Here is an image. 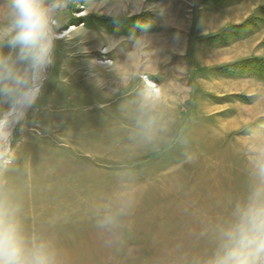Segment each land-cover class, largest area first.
<instances>
[{
  "label": "rangeland",
  "instance_id": "rangeland-1",
  "mask_svg": "<svg viewBox=\"0 0 264 264\" xmlns=\"http://www.w3.org/2000/svg\"><path fill=\"white\" fill-rule=\"evenodd\" d=\"M263 12L67 0L40 95L0 142V195L26 233L63 264H208L264 150ZM18 100L0 92V118Z\"/></svg>",
  "mask_w": 264,
  "mask_h": 264
},
{
  "label": "clouds",
  "instance_id": "clouds-1",
  "mask_svg": "<svg viewBox=\"0 0 264 264\" xmlns=\"http://www.w3.org/2000/svg\"><path fill=\"white\" fill-rule=\"evenodd\" d=\"M67 0H5L0 7V92L18 95L22 108L39 97L54 62L57 13ZM11 51L5 54L3 49ZM15 53V55H13ZM24 67L21 68L20 66ZM155 98L146 96V102ZM10 121L0 118V142ZM218 246L208 264H264V150L252 161L247 195L217 229ZM0 264H63L53 241L26 233L21 206L0 195Z\"/></svg>",
  "mask_w": 264,
  "mask_h": 264
},
{
  "label": "trees",
  "instance_id": "trees-1",
  "mask_svg": "<svg viewBox=\"0 0 264 264\" xmlns=\"http://www.w3.org/2000/svg\"><path fill=\"white\" fill-rule=\"evenodd\" d=\"M264 13V12H263ZM264 15V14H263ZM244 29H248V28H245L244 25H240V26H236L234 27V29H238V33L235 35L236 37H242L244 36V34L242 33H246V32H243V28ZM254 60V61H253ZM252 61V64H253V68L255 71H258L257 73H260L264 76V60L263 59H253Z\"/></svg>",
  "mask_w": 264,
  "mask_h": 264
},
{
  "label": "bare ground",
  "instance_id": "bare-ground-1",
  "mask_svg": "<svg viewBox=\"0 0 264 264\" xmlns=\"http://www.w3.org/2000/svg\"><path fill=\"white\" fill-rule=\"evenodd\" d=\"M124 75L126 72H124ZM25 108H22L19 103H17L16 107L7 115L8 120L10 121L8 132L10 133L13 124L20 118V116L24 113ZM92 152V151H91Z\"/></svg>",
  "mask_w": 264,
  "mask_h": 264
}]
</instances>
